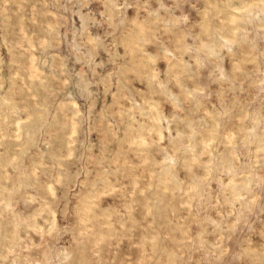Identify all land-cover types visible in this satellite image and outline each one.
I'll list each match as a JSON object with an SVG mask.
<instances>
[{
  "label": "rangeland",
  "instance_id": "obj_1",
  "mask_svg": "<svg viewBox=\"0 0 264 264\" xmlns=\"http://www.w3.org/2000/svg\"><path fill=\"white\" fill-rule=\"evenodd\" d=\"M0 264H264V0H0Z\"/></svg>",
  "mask_w": 264,
  "mask_h": 264
}]
</instances>
